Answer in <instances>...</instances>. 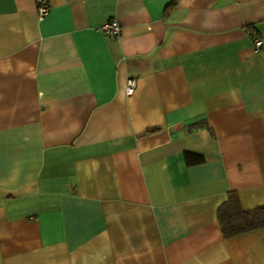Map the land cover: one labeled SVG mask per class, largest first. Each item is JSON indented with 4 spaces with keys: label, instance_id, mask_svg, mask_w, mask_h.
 <instances>
[{
    "label": "crops",
    "instance_id": "crops-1",
    "mask_svg": "<svg viewBox=\"0 0 264 264\" xmlns=\"http://www.w3.org/2000/svg\"><path fill=\"white\" fill-rule=\"evenodd\" d=\"M36 1L0 0V264H264L218 219L264 208V0Z\"/></svg>",
    "mask_w": 264,
    "mask_h": 264
},
{
    "label": "trees",
    "instance_id": "trees-1",
    "mask_svg": "<svg viewBox=\"0 0 264 264\" xmlns=\"http://www.w3.org/2000/svg\"><path fill=\"white\" fill-rule=\"evenodd\" d=\"M188 164L201 163L202 158L187 154ZM218 219L226 239L264 227V208L245 212L236 194H231L218 210Z\"/></svg>",
    "mask_w": 264,
    "mask_h": 264
},
{
    "label": "built area",
    "instance_id": "built-area-1",
    "mask_svg": "<svg viewBox=\"0 0 264 264\" xmlns=\"http://www.w3.org/2000/svg\"><path fill=\"white\" fill-rule=\"evenodd\" d=\"M36 3L39 16L44 18L49 12L50 2L48 0H37ZM100 31L107 36L119 38L122 33V28L117 20H110L102 25ZM254 46V52L259 54L263 46V40L261 38H256ZM136 89L137 81L134 78H129L126 86V94L132 96L136 92Z\"/></svg>",
    "mask_w": 264,
    "mask_h": 264
}]
</instances>
